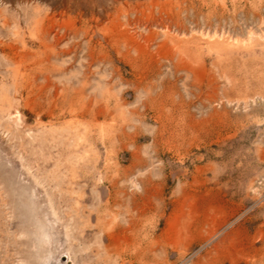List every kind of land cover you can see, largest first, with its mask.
<instances>
[{"label": "rangeland", "instance_id": "1", "mask_svg": "<svg viewBox=\"0 0 264 264\" xmlns=\"http://www.w3.org/2000/svg\"><path fill=\"white\" fill-rule=\"evenodd\" d=\"M0 264H264V0H0Z\"/></svg>", "mask_w": 264, "mask_h": 264}]
</instances>
